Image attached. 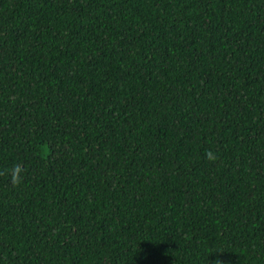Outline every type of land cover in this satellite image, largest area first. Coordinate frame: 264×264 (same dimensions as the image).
Instances as JSON below:
<instances>
[{
	"label": "trees",
	"instance_id": "trees-1",
	"mask_svg": "<svg viewBox=\"0 0 264 264\" xmlns=\"http://www.w3.org/2000/svg\"><path fill=\"white\" fill-rule=\"evenodd\" d=\"M0 264H264V0H0Z\"/></svg>",
	"mask_w": 264,
	"mask_h": 264
}]
</instances>
